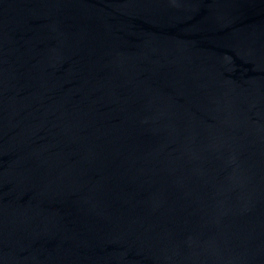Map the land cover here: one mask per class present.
Wrapping results in <instances>:
<instances>
[{
    "label": "water",
    "instance_id": "obj_1",
    "mask_svg": "<svg viewBox=\"0 0 264 264\" xmlns=\"http://www.w3.org/2000/svg\"><path fill=\"white\" fill-rule=\"evenodd\" d=\"M0 264H264V0H0Z\"/></svg>",
    "mask_w": 264,
    "mask_h": 264
}]
</instances>
